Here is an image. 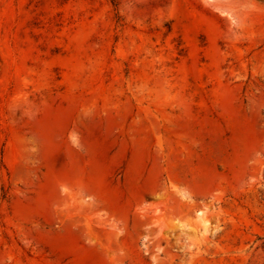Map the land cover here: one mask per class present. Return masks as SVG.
I'll list each match as a JSON object with an SVG mask.
<instances>
[{"label":"rangeland","instance_id":"obj_1","mask_svg":"<svg viewBox=\"0 0 264 264\" xmlns=\"http://www.w3.org/2000/svg\"><path fill=\"white\" fill-rule=\"evenodd\" d=\"M0 264H264V0H0Z\"/></svg>","mask_w":264,"mask_h":264},{"label":"bare ground","instance_id":"obj_2","mask_svg":"<svg viewBox=\"0 0 264 264\" xmlns=\"http://www.w3.org/2000/svg\"><path fill=\"white\" fill-rule=\"evenodd\" d=\"M187 202V201H186Z\"/></svg>","mask_w":264,"mask_h":264}]
</instances>
